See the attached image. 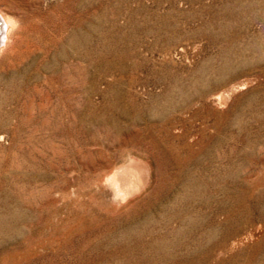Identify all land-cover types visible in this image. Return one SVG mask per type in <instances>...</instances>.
<instances>
[{
  "label": "rangeland",
  "instance_id": "rangeland-1",
  "mask_svg": "<svg viewBox=\"0 0 264 264\" xmlns=\"http://www.w3.org/2000/svg\"><path fill=\"white\" fill-rule=\"evenodd\" d=\"M0 14V264H264V0Z\"/></svg>",
  "mask_w": 264,
  "mask_h": 264
},
{
  "label": "bare ground",
  "instance_id": "bare-ground-1",
  "mask_svg": "<svg viewBox=\"0 0 264 264\" xmlns=\"http://www.w3.org/2000/svg\"><path fill=\"white\" fill-rule=\"evenodd\" d=\"M12 23L11 20L0 14V52L7 43V35L9 31V24ZM222 97H218L221 99ZM225 101V100H224ZM117 188V187H116Z\"/></svg>",
  "mask_w": 264,
  "mask_h": 264
}]
</instances>
